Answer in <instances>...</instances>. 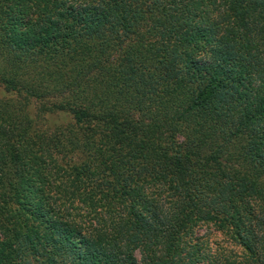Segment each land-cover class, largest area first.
<instances>
[{"label":"trees","instance_id":"1","mask_svg":"<svg viewBox=\"0 0 264 264\" xmlns=\"http://www.w3.org/2000/svg\"><path fill=\"white\" fill-rule=\"evenodd\" d=\"M0 264H264V0H0Z\"/></svg>","mask_w":264,"mask_h":264},{"label":"rangeland","instance_id":"2","mask_svg":"<svg viewBox=\"0 0 264 264\" xmlns=\"http://www.w3.org/2000/svg\"><path fill=\"white\" fill-rule=\"evenodd\" d=\"M57 121V120H56ZM55 120L50 119L47 125H53ZM74 161H80L78 157ZM76 207V206H75ZM195 239H201L211 249L213 253H218L223 258H235L237 255H243L244 250L236 246L233 241L223 232L218 231L212 225L199 226L195 229Z\"/></svg>","mask_w":264,"mask_h":264}]
</instances>
